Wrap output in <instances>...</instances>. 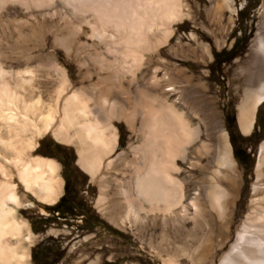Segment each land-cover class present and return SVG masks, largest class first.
I'll return each mask as SVG.
<instances>
[{
  "label": "rangeland",
  "instance_id": "1",
  "mask_svg": "<svg viewBox=\"0 0 264 264\" xmlns=\"http://www.w3.org/2000/svg\"><path fill=\"white\" fill-rule=\"evenodd\" d=\"M0 1L3 4L0 6V66L11 89L17 87V82L21 84L22 79L26 80L23 87L16 88L17 92L25 99H40L41 110L45 112L54 107L64 74L67 81L62 99L83 87L109 95L112 101L125 100L126 103L128 100L127 105L132 103L133 94L126 88L124 78L128 75L122 73L120 56L100 45L90 27L72 15V6H66L59 0H26L25 5ZM83 1L73 5L74 9L92 12L89 1ZM104 1L108 7L110 1ZM118 1L122 2L117 0V5ZM185 1L187 8L184 13L188 17L182 19L177 29L174 28L169 43L143 56L147 66L137 71L135 77L139 85L145 86L151 82L156 70L161 84L165 71L169 69L181 71V80L188 79L189 86L198 87L193 91L195 102L180 103L179 111L185 114L192 126L200 128L202 135L207 128L211 129L212 135L221 131L227 135L232 158L243 180L230 208L229 231L206 212L200 196V186L209 182L211 160L208 162L210 167L203 161L199 165L201 169L194 170L193 175L185 170L179 177L184 181L186 192L183 204L186 212L181 225L169 222L167 227H163L158 221L153 227L151 221L145 230L140 231L137 226L132 227L126 222L121 225L124 214L119 208L116 214L120 220L114 221L121 225L120 228L96 208L99 188L79 167L76 144L66 146L54 139L52 129L56 121L46 133L37 137L35 130L41 129V125L36 121L35 130L29 124L23 134L25 140L33 143V150L27 155L31 159L37 157L55 162L62 183L60 197L66 184L72 215L51 214L52 206L42 204L24 190L15 172L5 162H11L14 157L4 150V141L0 142V166L5 168L15 185L19 202L17 207L13 204L8 207L13 209L14 220L26 226V231H22L21 247L28 258L22 264H198L199 254L207 246L217 251L222 240L234 236V228L246 214L259 149L264 142V103L256 108L248 137L242 135L238 123V108L245 87L239 73L249 64L250 46L264 17V0H232L222 19L207 0ZM122 3L124 13H131L132 5H136L135 0H123ZM100 11L96 16L101 18L104 10ZM230 50L235 55L228 62L220 66L212 63L214 54ZM175 87L180 90L187 88L180 81ZM153 94L162 93L156 90ZM110 125L117 132L116 154L126 153L129 144L136 145L135 137L124 122L113 120ZM0 130L4 138L6 131L2 122ZM208 143L207 138L201 136L196 146L190 148L191 158L196 147ZM234 150L246 154L243 164L234 158ZM180 166L188 169L185 165ZM119 170L120 167L115 165L107 179L125 182L128 173L123 178L117 175ZM109 185L111 190L106 192L109 200L105 206L112 207L119 201L118 188L113 183ZM193 201L197 210L191 205ZM42 248H46L47 253L41 251ZM43 253L46 258H42Z\"/></svg>",
  "mask_w": 264,
  "mask_h": 264
},
{
  "label": "bare ground",
  "instance_id": "2",
  "mask_svg": "<svg viewBox=\"0 0 264 264\" xmlns=\"http://www.w3.org/2000/svg\"><path fill=\"white\" fill-rule=\"evenodd\" d=\"M25 1L7 2L25 5ZM59 1L73 7L69 8L72 15L78 16L75 18L90 27L103 48H109L113 54L120 56L122 73L128 75L124 78L126 88L133 94L132 103L127 105L128 100L126 103L125 100L112 101L109 95L83 87L71 91L67 98L62 99L67 81L63 74L61 78L64 81L58 89L54 107H47L43 112L40 99H25L17 92L16 88L23 87L26 80L22 79L21 84L17 82V87L11 89L0 66V122L6 131L4 138L0 134V142L4 141V150L14 157L11 162H5L15 172L20 185L46 206H53L60 197L62 183L57 175V165L52 160L28 157L33 143L23 138L29 124L35 130L34 122L40 123L41 129L35 130L40 137L56 121L52 136L66 146L76 144L79 167L99 188L96 208L115 225H119L114 221L117 218L120 220L116 214L119 208L124 214L121 225L126 222L132 227L137 226L140 231L145 230L151 221L153 227L158 221L163 227H167L169 222L179 225L186 212L183 205L186 193L184 181L179 177L185 170L193 175L194 170L201 169L199 165L203 161L210 167L211 160L209 182L200 186V196L206 212L229 231L230 208L243 180L232 158L227 135L222 131L212 135L210 128L202 135L200 128L192 126L185 114L179 111L180 103L195 102L193 91L198 87L189 86L188 79L181 80V71L169 69L165 71L161 84L156 70L151 82L145 86L139 85L135 77L137 71L147 66L143 56L169 43L174 28L177 29L182 19L188 17L184 13L187 2L135 0L136 5L130 6L131 13H124L123 0L121 3L118 1V5L117 0H109L108 7L104 0H85L89 1L92 12L87 9L77 11V7L74 9L73 5L83 0ZM207 1L219 12L221 19L232 2ZM100 10H104L101 18L96 16ZM249 59V64L239 73L245 87L238 108V123L245 137L252 131L256 108L264 103V17L252 40ZM179 81L185 83L186 90L175 87ZM156 90L162 94H153ZM113 120L124 122L136 139V145L129 144L126 153L116 154L117 132L110 125ZM201 136L209 143L196 147L191 158L190 148L196 146ZM179 164L188 169H181ZM115 165L120 167L117 175L123 177L128 173L125 182L122 179H107ZM0 176V264H22L28 258L21 247L22 231L26 226L14 220L13 209L8 207L9 204L17 207L19 202L15 185L2 166ZM107 181L118 188L119 201L112 207L105 206L109 200L106 192L111 190ZM191 205L197 208L195 202ZM121 225L118 227L121 228ZM198 264H264V142L259 149L255 180L244 218L234 228V236L222 240L217 251L209 246L202 250Z\"/></svg>",
  "mask_w": 264,
  "mask_h": 264
},
{
  "label": "trees",
  "instance_id": "3",
  "mask_svg": "<svg viewBox=\"0 0 264 264\" xmlns=\"http://www.w3.org/2000/svg\"><path fill=\"white\" fill-rule=\"evenodd\" d=\"M234 55L235 54L233 50H230L229 52L221 51L213 55L212 63L216 64L217 66H220L221 64L228 62L231 58L234 57ZM233 156L240 164H243L247 158L244 152L238 153L236 150H234ZM68 194L69 192L65 184L63 187V195L58 199V201L54 204V206H52L51 209L49 210L51 214H56L57 216L72 215V208L67 200ZM41 251L47 253L46 248H42ZM45 253H43L42 258H46ZM32 260L35 261V258L32 257Z\"/></svg>",
  "mask_w": 264,
  "mask_h": 264
}]
</instances>
